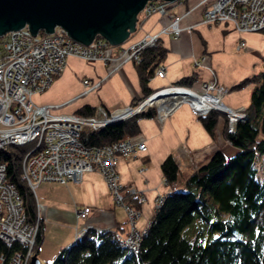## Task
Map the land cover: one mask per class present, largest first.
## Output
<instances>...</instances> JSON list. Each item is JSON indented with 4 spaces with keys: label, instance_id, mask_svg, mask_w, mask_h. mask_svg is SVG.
<instances>
[{
    "label": "crops",
    "instance_id": "crops-1",
    "mask_svg": "<svg viewBox=\"0 0 264 264\" xmlns=\"http://www.w3.org/2000/svg\"><path fill=\"white\" fill-rule=\"evenodd\" d=\"M207 1L176 0L166 6L167 13L180 15V31L176 37L159 36L157 44L165 49L157 65L162 67V75L156 76V66L146 85L152 90L191 75L187 85L198 90L201 81L213 78L228 87L221 96L225 105L244 108L254 82L248 80L239 86L236 84L261 69L264 32H236L226 23L200 22ZM167 22L166 14L144 16L139 9L135 13L133 30L122 41L108 44V62L67 56L59 73L45 89L32 95V101L58 104L51 109L52 113L76 112L83 104L91 106L94 112L98 107L112 110L130 104L141 96V91L135 60L124 59V54L130 43L146 32H155ZM187 25L191 27L186 28ZM239 41L243 45L237 47ZM99 77L102 80L95 88L81 93L83 78L91 82ZM136 123L137 131L122 138L142 141L145 147L134 154L118 156L115 167L123 186L124 201H129L128 204L139 211L135 226L140 229L146 226L154 211V198L172 190V185L161 178L160 163L165 156L172 157L178 176L182 177L204 163L214 150L229 155L235 148L222 132L220 112L212 135L186 104L177 106L159 122L153 117H138ZM129 186L136 193L126 197L125 189ZM138 194L143 197L139 202ZM34 201L41 224V240L35 255L41 264L74 240L75 234L83 228L113 229L119 234L128 229L123 208L113 202L101 174L95 170L83 171L77 182L37 183ZM78 208L84 209L83 216L75 214Z\"/></svg>",
    "mask_w": 264,
    "mask_h": 264
},
{
    "label": "built area",
    "instance_id": "built-area-1",
    "mask_svg": "<svg viewBox=\"0 0 264 264\" xmlns=\"http://www.w3.org/2000/svg\"><path fill=\"white\" fill-rule=\"evenodd\" d=\"M169 3L163 0H146L143 3L141 10L144 16L166 14L168 22L155 32H146L130 43L124 59L137 60L140 51L155 45L163 34L171 37L178 35L180 15L167 13ZM199 21L226 23L236 32H264V0H208ZM242 45L243 42L239 41L237 47ZM107 47L108 43L99 36L86 45L73 41L59 27H54L51 33L32 34L23 26L0 36V148L10 144L28 146L20 157L18 174L33 197L39 182H77L83 171L99 172L113 202L125 212L128 229L124 234L114 232V237L122 245L136 251L146 226L136 228L139 211L124 201L123 186L118 180L115 165L118 156L134 154L136 150H143L145 145L131 138L87 145L80 140L81 131L96 130L108 122L126 118L148 107L154 108L152 117L158 122L181 104L189 106L196 115L213 109L222 114L228 132L245 115L243 108H231L222 102L221 96L228 87L215 82L213 78L201 81L198 90L175 82L165 84L154 88L133 105L112 110L98 107L89 115L52 113L51 109L58 104L32 101V95L45 89L59 73L67 56L108 62ZM154 73L161 76L162 67L157 66ZM101 80L102 77H99L89 82L83 78L81 93L95 88ZM161 178L165 182L163 175ZM125 190L127 194L136 193L130 186ZM142 199L138 194L137 201ZM161 200L162 195L154 198V208ZM75 214L83 216L84 209L78 208ZM35 215L33 222H26L18 191L5 178V164L0 161V240L5 243L16 241L23 246L21 251L15 250L8 256L0 255V264H28L40 221L38 214ZM83 229L75 234V238Z\"/></svg>",
    "mask_w": 264,
    "mask_h": 264
},
{
    "label": "trees",
    "instance_id": "trees-1",
    "mask_svg": "<svg viewBox=\"0 0 264 264\" xmlns=\"http://www.w3.org/2000/svg\"><path fill=\"white\" fill-rule=\"evenodd\" d=\"M164 52L157 43L140 51L135 67L141 96L130 105L153 90L146 81ZM191 79V75L182 76L175 83L187 85ZM248 80L254 85L242 109L245 118L236 121L231 132L225 130L223 119L222 132L235 148L233 153L224 155L216 149L204 163L182 177L178 176L177 165L170 155L161 161L160 171L172 190L163 194L154 208L136 251L122 245L114 237L113 229L85 228L43 264H264V58L261 69L236 86ZM76 112L94 113L87 104ZM153 114L154 108L148 107L96 130H82L80 140L87 145L102 144L132 135L137 131V118ZM197 117L212 135L219 112L210 109ZM25 150L23 145L15 144L0 148V161L5 164V178L18 191L25 220L31 223L36 216L34 197L18 174ZM257 154L260 166L254 162ZM194 215L204 221V233L200 231L186 238L180 230ZM40 240L39 221L32 254H36ZM15 250L21 251L23 246L16 241L0 240V255L8 256Z\"/></svg>",
    "mask_w": 264,
    "mask_h": 264
},
{
    "label": "water",
    "instance_id": "water-1",
    "mask_svg": "<svg viewBox=\"0 0 264 264\" xmlns=\"http://www.w3.org/2000/svg\"><path fill=\"white\" fill-rule=\"evenodd\" d=\"M145 1L0 0V36L23 26L32 34L51 33L54 27H59L70 39L83 45L95 36L116 44L133 30L135 13ZM28 264L41 263L31 254Z\"/></svg>",
    "mask_w": 264,
    "mask_h": 264
},
{
    "label": "rangeland",
    "instance_id": "rangeland-1",
    "mask_svg": "<svg viewBox=\"0 0 264 264\" xmlns=\"http://www.w3.org/2000/svg\"><path fill=\"white\" fill-rule=\"evenodd\" d=\"M197 63V62H195ZM152 92V91H151ZM149 95V94H147ZM146 95V96H147ZM145 97V96H144ZM142 97V98H144ZM141 98V99H142ZM25 148L28 147L27 145L24 146ZM260 157L259 154H257L254 158V162H255V165L257 166H260V162L258 161V158ZM264 160V157L263 159ZM204 228H205V224H204V221H202L201 219H199L197 216L194 215L192 221L188 224H186L182 230H180V233L185 236L186 238H191L193 237L194 235L198 234L200 231H202L204 233Z\"/></svg>",
    "mask_w": 264,
    "mask_h": 264
},
{
    "label": "bare ground",
    "instance_id": "bare-ground-1",
    "mask_svg": "<svg viewBox=\"0 0 264 264\" xmlns=\"http://www.w3.org/2000/svg\"><path fill=\"white\" fill-rule=\"evenodd\" d=\"M224 119V118H223Z\"/></svg>",
    "mask_w": 264,
    "mask_h": 264
}]
</instances>
